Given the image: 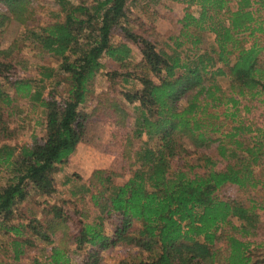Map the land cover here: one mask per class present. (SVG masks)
Returning <instances> with one entry per match:
<instances>
[{
  "label": "trees",
  "instance_id": "1",
  "mask_svg": "<svg viewBox=\"0 0 264 264\" xmlns=\"http://www.w3.org/2000/svg\"><path fill=\"white\" fill-rule=\"evenodd\" d=\"M137 1L56 0L59 14L43 22L38 0H0V254L20 261L42 245L46 264H105V252L128 248L119 264H264L257 206L234 195L264 185V130L254 136L249 119L250 103H264V0H148L141 13ZM162 1L186 5L170 51L156 40ZM208 34L215 47L202 52ZM29 45L58 65L22 77ZM23 101L42 109L44 135L21 144ZM131 117L130 177L96 168L54 201L55 174L92 122L125 129Z\"/></svg>",
  "mask_w": 264,
  "mask_h": 264
},
{
  "label": "rangeland",
  "instance_id": "2",
  "mask_svg": "<svg viewBox=\"0 0 264 264\" xmlns=\"http://www.w3.org/2000/svg\"><path fill=\"white\" fill-rule=\"evenodd\" d=\"M56 0H38L42 8L38 12L42 16V21L50 20L57 13L59 14V6L55 2ZM148 0H138L136 12L141 13L140 7L141 4L147 2ZM143 2V3H142ZM153 11L157 12L155 15L154 23L158 28V35L156 37L158 48L165 49L170 51L168 45L170 41L166 38L170 35L171 31L177 29L176 22H173V19L177 16H183L185 11V4L179 2H153ZM192 10L197 11V7H193ZM150 21L149 19H147ZM115 40H119L115 36ZM8 41V40H6ZM212 35L206 37L204 43L201 45L202 52L206 50L211 51L215 44L213 43ZM29 42V41H28ZM2 47H6L7 44L1 40ZM168 44V45H167ZM135 58L140 59V54L135 48ZM38 52L33 50L32 46H27L24 48L19 57L21 61L23 60L27 64V70L22 73V77H39L38 71L41 66H57L58 60L49 55L40 56L37 55ZM103 62L110 64V61L107 58ZM109 66V65H107ZM106 67V66H105ZM104 67V68H105ZM105 69L100 73L97 84L95 86L96 94L102 92L106 89L108 85L107 77L105 75ZM48 84V83H47ZM222 85L229 86L227 83L222 82ZM91 106L95 104V101L90 99ZM252 111L249 114V119L253 122V129L255 134H257V128H262L264 130V117L261 115L264 114V103L260 102L258 99L253 103H250ZM23 113L16 118L15 126H17V140L18 143L30 142L33 134L44 135L43 126L40 122L43 120V113L40 107H33L27 101L22 102ZM90 107L89 109H91ZM128 109L133 115L134 106L128 105ZM134 118H130L129 126L127 128H116L109 123L103 122H92V125L89 127V133L87 134V139L82 142L81 146L77 150L76 154L73 155L71 161L58 170L55 174V182L57 186V192L53 196V200H62L69 199L71 197L70 191L73 189V186H78L83 183L82 179L77 178L76 175H79L81 178L85 179L91 171L96 168H107L115 167L118 172H121L123 176L117 178V182L123 183L126 179L130 177V171L132 162L134 158L123 159L121 157V151L125 144V139L127 135L132 136L134 131L135 123ZM257 131V132H256ZM257 136V135H256ZM249 138V137H247ZM148 137L143 135L140 138L135 139V151L139 150L141 147L145 146L148 143ZM152 143V141H150ZM133 154V153H132ZM134 155V154H133ZM135 157V156H134ZM126 168V171L123 170ZM75 177L72 180V183L66 184L67 177ZM229 190V188H228ZM234 195L244 202H247L249 205H254L256 211L260 215L262 221L261 232H264V185L250 189V190H236ZM93 217L96 215L95 210L91 211ZM264 239V237H263ZM7 237L0 236V242H6ZM72 249L71 255L74 256L75 253ZM135 252V249H122L115 248L108 252H105L104 261L105 264H119L124 258H130V256ZM47 252L42 249V245L38 248L32 249L28 256L25 259L20 261H14L11 258V254L7 253L5 250L2 251L0 257L10 262V264H46V254ZM75 261V260H74Z\"/></svg>",
  "mask_w": 264,
  "mask_h": 264
},
{
  "label": "crops",
  "instance_id": "3",
  "mask_svg": "<svg viewBox=\"0 0 264 264\" xmlns=\"http://www.w3.org/2000/svg\"><path fill=\"white\" fill-rule=\"evenodd\" d=\"M186 7V6H185ZM184 13H185V11L183 12V15H184ZM182 17V15L181 16H176L174 19H173V22L175 21L176 23L178 22V19H180ZM210 35H212V38H213V40L215 39V36L213 35V34H208L207 35V37L208 36H210ZM206 39V38H205ZM205 41V40H204ZM213 43L215 44V41H213ZM219 65H221V64H219ZM220 80H221V85H222V82H225V83H227L228 85H229V82H228V80L227 79H224V77H222V78H220ZM222 87L224 88V89H229V86H224V85H222ZM81 144L82 143H80L79 145H78V148H77V150L79 149V147L81 146ZM77 152V151H76ZM76 154V153H75ZM74 154V155H75ZM91 173H92V171L87 175V176H85V180L91 175Z\"/></svg>",
  "mask_w": 264,
  "mask_h": 264
}]
</instances>
